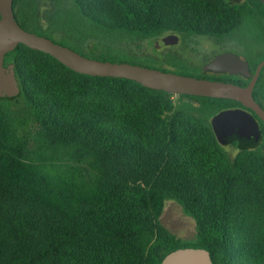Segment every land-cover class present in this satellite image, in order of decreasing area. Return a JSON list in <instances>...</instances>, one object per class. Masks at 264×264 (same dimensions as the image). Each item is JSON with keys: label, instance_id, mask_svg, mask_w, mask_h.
Returning a JSON list of instances; mask_svg holds the SVG:
<instances>
[{"label": "trees", "instance_id": "16d2710c", "mask_svg": "<svg viewBox=\"0 0 264 264\" xmlns=\"http://www.w3.org/2000/svg\"><path fill=\"white\" fill-rule=\"evenodd\" d=\"M105 1L112 9L110 21L94 12L87 0H14L13 9L24 29L86 56L203 78L178 51L156 55L146 52V45L168 32H178L185 43L207 37L212 24L225 22L223 0ZM21 45L4 61L6 67L14 68L21 94L0 99V264H161L169 252L184 247L207 249L215 264H237L231 259L224 261V253L229 252L226 230L230 207L209 196L215 179L221 187L213 188L230 204L227 193L231 185L255 174L239 157L230 158L213 132L211 119L230 107L231 100L184 94L178 95L174 104V95L168 92L132 80L80 74L46 53ZM21 53L49 60L82 79V84L86 80L99 86L112 82L131 87L135 96H139L137 89L160 99L159 106L173 114V124L162 135L147 131L145 127L156 128V114L150 110L147 116L137 118L135 113L142 107L121 98L98 100L96 109L82 106L69 110L70 117L57 125L56 132L75 143L71 149L77 165L65 163L51 145L31 146L42 138L40 124L45 115L25 85L18 64ZM39 68L40 87L35 89L52 100L59 99L58 92H50L56 99L48 95L49 82L41 77L43 67ZM57 80L54 86L58 89L66 86ZM178 121L203 127L214 153L225 164V174L213 176L205 159L191 155L193 146L182 142ZM236 147L240 155L264 163L260 153ZM115 156L126 163L135 158L133 168L128 166L132 172L101 174L99 162L105 158L111 166ZM81 165L82 172L78 170ZM137 175H144L150 183L129 184ZM172 187L183 190L180 193ZM258 188L264 199V187ZM169 199L177 200L195 217L194 239L179 238L161 223ZM260 204L264 214V200ZM262 224L258 223L260 231H264ZM255 244L257 250H249L247 257L254 264H264V233Z\"/></svg>", "mask_w": 264, "mask_h": 264}, {"label": "rangeland", "instance_id": "374dc122", "mask_svg": "<svg viewBox=\"0 0 264 264\" xmlns=\"http://www.w3.org/2000/svg\"><path fill=\"white\" fill-rule=\"evenodd\" d=\"M87 3L91 4V9L94 12L100 15H106L107 20L110 21L112 9H110L105 0H87ZM167 34L179 35L178 32H168L165 35ZM162 37L147 44L146 52L161 55L163 52L169 50L180 52L182 48H186L182 54L183 56H185L193 65H198L201 62L203 57L202 53L206 50L205 47L207 45L206 36H198L193 40L187 39V43H185L179 35L180 40L176 45L166 47L155 46V42L159 45V40ZM21 47L25 46L21 45ZM24 57H26L27 60ZM39 58L40 57L35 59L34 56L27 55L26 53H21V56L18 58V64L22 70L25 85L30 94L39 101L45 115L44 123L40 124L42 138L33 141L31 143L32 147H35L38 143L45 146L51 145L52 150L58 155L59 160L65 163H70V165H77L75 154L71 149V146L75 143L72 140H69L68 142L64 137L57 134V125L60 126L61 123L70 117L69 110L82 108V106H89L96 109V107H98L96 106L98 100L101 101L103 99L115 102L121 98L133 102V106L142 107L135 113L137 118L147 116L149 111L152 110L159 121L158 124L155 125L156 128L145 127L148 129L147 131L162 135L165 132V128L173 124L171 122L173 114L169 111L163 110L164 108L159 106L162 105L159 102L160 99L145 95L137 89L135 90L138 92L139 96H135L130 92L132 89L131 87H124L122 84L120 85L112 82H104V86L101 85L102 83L99 86L97 85V82L86 80L82 84V79L71 76L62 69H58V67L52 65L49 60L41 61ZM39 65L43 67L45 73L41 77L49 82L46 83L50 88L49 91H47L48 95L52 97L50 94L51 90L58 92L60 96L59 99L52 100L44 93L35 89L37 86L40 87V82L37 77L39 75V70H41ZM164 67L173 69L172 66L167 64H164ZM57 79L64 82L66 86L62 89H58L57 86H54L55 81H58ZM83 85L86 86V89ZM177 98L178 95L173 96L172 99L174 104L177 103ZM134 101H136V103ZM100 108L102 109V107ZM161 110H163V112H160ZM147 124H151V122H147ZM177 124L179 125V134L182 142L187 141L193 146L190 152L191 155L205 159L206 165L212 168L214 172L213 176H218L220 173L225 174V164L217 157L218 155L214 153V147L210 143L209 137L203 127L186 121L183 123L178 121ZM224 149L230 158L234 159L239 157L248 168L255 169V174L251 176L249 175L245 179L236 181L231 185L227 193L228 198H230V204L226 203V199L218 193L220 192L218 188H213L221 187L217 184L216 180L214 179L211 183V193L209 196L216 197L218 202H221L225 208L230 207V214L227 217L228 228L226 230L229 241L228 250L230 253H224V261L231 259L237 264H254L252 259H248L247 252L250 250L254 253L257 250L255 247L258 246H256L257 244L255 243H257V241L261 242L262 234L264 233V231H260V228L258 227V223H263L262 227L264 228V214L260 204L264 199L260 198L258 190V187H264V163L260 160L257 162L258 159L255 157L249 158L246 155H240V150L236 146L226 145ZM134 159L135 158H132L131 162L126 163L115 156L111 158V166H108L107 159L103 158L101 162H99V169L103 175L109 174V172L112 175L119 172L129 173L132 172L129 168L134 164ZM128 166L130 167L128 168ZM124 167L126 169H124ZM83 169L86 170L84 165ZM78 170L82 172V165ZM128 182L129 184H139L142 186L150 183L144 175L133 176ZM191 184L192 187H194L193 180L191 181ZM172 188L180 193L183 190L182 187ZM204 195L205 193L203 196ZM194 202L196 201L194 200ZM160 221L168 231L179 238L192 240L196 237L197 221L195 217L187 214L182 205L175 199L167 200Z\"/></svg>", "mask_w": 264, "mask_h": 264}, {"label": "water", "instance_id": "95a60500", "mask_svg": "<svg viewBox=\"0 0 264 264\" xmlns=\"http://www.w3.org/2000/svg\"><path fill=\"white\" fill-rule=\"evenodd\" d=\"M13 3L14 0H0V99H15L21 94L14 68L6 67L4 61L9 52L24 44L33 50L52 56L67 68L80 74L132 80L145 87L173 95L187 94L236 100L253 109L264 121V110L253 97L257 76L249 86L243 87L230 82L165 72L130 62L95 59L49 37L24 29L15 17ZM178 42L177 34H167L160 38L159 45L155 42V46L166 47L176 45ZM227 61L228 58L219 57L213 63H206L204 70L210 71ZM211 124L218 142L224 146L237 140L240 148H249L259 139L258 124L249 114L240 110L221 111L211 119ZM161 264L215 263L207 249L184 247L169 252Z\"/></svg>", "mask_w": 264, "mask_h": 264}, {"label": "flooded vegetation", "instance_id": "af4514ba", "mask_svg": "<svg viewBox=\"0 0 264 264\" xmlns=\"http://www.w3.org/2000/svg\"><path fill=\"white\" fill-rule=\"evenodd\" d=\"M223 3L225 22L210 26L212 33L206 37V50L202 53L201 62L193 65V71L203 78L243 87L249 86L257 76L253 97L264 110V0H223ZM182 40L184 42L183 38ZM185 49L182 48L179 53L183 54ZM219 57H226L228 61L210 71L204 70L206 63H213ZM229 100L231 106L222 109L223 111H243L258 124L259 139L253 147L247 149L264 156V121L253 109L236 100ZM229 145L237 146L239 141L235 140Z\"/></svg>", "mask_w": 264, "mask_h": 264}]
</instances>
